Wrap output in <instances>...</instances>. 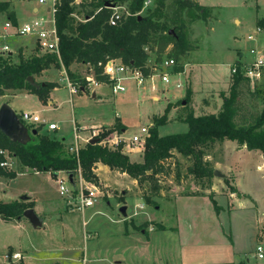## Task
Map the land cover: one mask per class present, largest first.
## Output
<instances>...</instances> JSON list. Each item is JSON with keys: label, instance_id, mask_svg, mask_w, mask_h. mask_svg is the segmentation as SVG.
Wrapping results in <instances>:
<instances>
[{"label": "rangeland", "instance_id": "374dc122", "mask_svg": "<svg viewBox=\"0 0 264 264\" xmlns=\"http://www.w3.org/2000/svg\"><path fill=\"white\" fill-rule=\"evenodd\" d=\"M8 1H11L14 7L19 24L40 16L52 20V13L47 12V8L51 5L49 0L44 4L39 3L38 0ZM169 1L165 0L166 3ZM260 1L259 13L262 17L264 0ZM79 2L81 0H76V4ZM202 2L208 7L206 19L190 21L185 12L182 17L184 27L180 28V31L187 32V40L190 44L184 60L213 65L218 62H228L236 55V52H230L228 48L232 45L233 33L239 38L243 52L246 51L247 56L252 60L258 58L256 54L249 52L251 48L259 50V39L264 37L263 32L256 31L253 23L256 15V0H246L244 6L241 5L244 3L243 0H202ZM33 6L39 7L38 14L32 11ZM156 6V0H144L138 14L147 15ZM125 10L124 3L121 5V11L126 12ZM233 16L248 23V26H244L243 32L231 23ZM154 18L160 22L166 20L164 15H156ZM4 21H6L5 16L0 14V25ZM237 30L241 33H235ZM8 32H3V36L0 37V48L7 45L9 51L13 50V55L8 57L7 52L0 50L2 58L17 62L19 48L25 56L44 53L39 50L34 37L13 34L10 30ZM249 35H252L251 39ZM148 53L154 60V52L148 50ZM70 69L83 76L91 73L82 64H73ZM176 70L175 67L170 73L173 74ZM259 74L250 77L252 89L264 81V68ZM176 77L177 75H171L170 82L163 85L158 78H153L152 82L141 86L129 77L124 80L125 89L118 92H112L109 84H100L96 86V90L101 93V98L97 99L92 97V91L88 89L85 91L78 89L71 94L66 85L68 79L66 69L63 66L60 68L50 66L42 72V75L35 77L37 80H54L58 83L49 91L46 101H43L37 93L17 90L14 93L10 91L0 93V104L9 103L16 108L17 114H21L22 110L37 113L40 116L39 121H25V124L30 128L37 126L40 132L48 135H63L66 139L74 140L76 128L82 144H85L83 137L89 135L92 124L97 125V133L106 130L115 121L125 126V128L112 129L105 135L107 137H111L113 132L120 134L124 129L123 134L131 137L133 134L141 133L142 125L148 127L146 133L148 135L149 126L156 117L164 113L166 106L169 107L168 110L172 109L170 107L174 104L178 106L179 97L170 95L171 92L167 93L166 88L163 87L167 86L170 91L174 89L182 91L183 86L174 85ZM154 83L156 87L151 88ZM210 95H212L211 99L216 101V95L210 92L207 97L210 98ZM243 99L250 105L262 109L263 99L254 98L249 91H245ZM179 109L180 107L176 108L177 113L180 112ZM174 111L175 109L171 113H175ZM49 121L57 123L58 127L47 128ZM158 126L160 134L179 132L184 128L180 120L167 121ZM127 145L130 147L124 146L123 150L130 151V159L141 160L140 147L142 150L144 141L127 143ZM214 147L209 160L211 165L215 161L226 168V161H232V170L227 169L225 176L212 174L208 178L188 173L187 166L191 161L172 149V156L164 159L168 173L156 174L164 188L153 197L155 202L148 203L145 198L140 197L141 195L145 197L150 191V183L147 180L135 184L128 173L109 170L102 165L98 171L103 182L97 175L100 182L96 184L101 190L97 201L83 210L67 211L66 204L59 194L57 176H53L49 171H35L32 167L21 165L7 148L0 146L4 151L3 158L7 161L4 167L16 172L13 178L0 175V200L19 199L20 195L27 194L30 198L24 199L25 203L31 204L37 213H43L44 216L43 225L38 227L32 226L25 216L22 220H4L0 217V264H20L18 262L20 260L26 264H113L115 259H120L126 264H216L220 260L264 264V257L259 258L256 255L255 246L257 243L264 245V219L257 221V207L250 196L235 199L230 215L224 210L220 221L216 216L209 215L208 208L204 205L205 201L195 202L194 197L184 196L181 203L188 206L182 210L178 221L176 220L175 211L178 208L176 203L179 202L174 204V201H170V188L175 183H181L182 180L184 187L180 189V194L183 191L205 189L204 186L217 182L215 189L218 190V194L230 197L232 182L233 186H236L237 178L239 188L256 197L259 209L264 210L263 160L252 152L232 149V145L231 153L227 154L214 150ZM176 170H179L180 175L178 181L175 180ZM60 175L63 174L59 173ZM103 183H106L105 186H102ZM199 183L202 186L198 185ZM228 197H219L222 205H229ZM123 204L127 208V217H124L119 210ZM199 205L200 208L194 207ZM201 206L204 209L202 212ZM155 220L169 225L178 224L180 233L176 234L171 229L159 230L148 239L153 227L154 229L167 227ZM126 227L132 232L126 234L128 233ZM231 238L235 243L231 242ZM233 244L237 249L245 252L234 253ZM14 250L22 251L23 258L14 260L13 256L9 257L8 255Z\"/></svg>", "mask_w": 264, "mask_h": 264}, {"label": "trees", "instance_id": "16d2710c", "mask_svg": "<svg viewBox=\"0 0 264 264\" xmlns=\"http://www.w3.org/2000/svg\"><path fill=\"white\" fill-rule=\"evenodd\" d=\"M156 2L157 6L151 13L141 16L138 13L144 0H81L78 4L74 0H60L54 12V23L59 37L58 54L39 53L25 56L19 48L17 62L4 59L0 54V93L3 94L8 89H25L37 93L46 101L49 91L58 83L54 80H37L35 77L42 75L50 66L57 68L63 66L71 83L78 84L79 91H85L86 89H81L86 82L85 77L70 69L73 64L89 66L98 81L106 82L109 80L108 76L102 74V71L104 63L109 59H118L129 67L140 68L144 75L149 72L146 66L148 50L154 52L156 61H160L163 56L173 57L179 61L181 55L190 48L187 32L180 31V28L184 27L182 20L184 12L190 21L204 20L208 16V7L196 0ZM124 3L126 4L124 16L116 25H110L108 18L111 9L106 5ZM0 14L11 24L17 25L15 12L9 1L0 0ZM156 15H164L166 20L160 22L154 18ZM170 29L173 33H170ZM234 65L237 66V71L232 75L227 93L222 92V103L216 112L194 114L193 109L189 107V89L186 90L184 97L178 100V103L185 100L183 121L188 124L187 130L159 134L158 125L167 119L169 107H165L164 113L156 117L149 126L141 161L130 159L122 150L123 141L115 147L99 142L112 129L125 128L119 121L99 132L97 134L99 140L96 142L86 141L79 147L78 154L68 150L64 137L40 132L37 126L36 133L25 143L11 141L0 131V146L7 148L21 165L38 171H49L52 174L58 170L72 171L76 174L80 168L82 177L95 183H98V179L94 167L97 161H101L110 168L128 173L138 183L147 180L150 183V191L144 198L148 203L155 202L153 197L164 188L156 174L168 173L164 159L172 156V149L191 161L187 166L188 173L208 178L213 174L214 167L203 159V147L216 139L228 138L235 140L238 147L260 150L264 159V81L252 89L250 77L240 73L243 64ZM175 67L178 71L181 69V65L177 64ZM28 76L34 78V84L29 82ZM246 90L254 98L263 99L262 109L244 101L243 95ZM2 158L0 154V160ZM178 171L175 172L176 181L180 180ZM15 174V170L0 165V175L13 178ZM231 191L239 194L236 186L231 185ZM25 202L20 198L0 200V217L4 220L18 218L26 207L31 206ZM235 264L244 263L239 261Z\"/></svg>", "mask_w": 264, "mask_h": 264}, {"label": "crops", "instance_id": "0c3cea01", "mask_svg": "<svg viewBox=\"0 0 264 264\" xmlns=\"http://www.w3.org/2000/svg\"><path fill=\"white\" fill-rule=\"evenodd\" d=\"M196 1L198 3H200V4H203L202 0H196ZM9 2H10V7L14 10V7H13L11 1H9ZM243 2L244 3L241 4L242 6H244L246 4V0H243ZM260 2H261L260 0H256V3H255L256 15H255V18H254V22L253 23L255 24V27L257 29L256 31H258V33H262V32L264 33V16L260 17V13H259V11H261L260 10V7H261V3ZM32 11L34 13L38 14L39 7L38 6H33L32 7ZM14 12H15V10H14ZM15 16H16V19H17V24H19L18 23V18H17L16 12H15ZM33 19H35V18H33ZM5 20H7V19L5 18ZM231 23H233L234 25L238 26V29L240 31H242V32H243V30H245L244 26H248V23L244 19H239L238 17H235V16L232 17ZM239 30H237L235 33H241ZM1 36H3V29L1 28V25H0V37ZM28 37L31 38L33 36H28ZM232 37H233L232 45L229 46L228 48L230 49V52L231 51L232 52H236V55H235V57L230 58V60H228V62L226 61V63L225 62H222V63L218 62V63H214V65H213V64H210V63H202V62H196V61H191V60L185 61L184 59L186 58V54L184 53L183 55H181L179 61H177L178 65H181V69H179V71L176 70V72H174L172 75H177V77H176L177 79L175 80V82L177 81V82L180 83L179 85H177L175 83L174 84L175 87H182L183 86V89H182V91L181 90H178V89H174L173 91H170L169 88H167V86H163V87L166 88L165 91L167 93H170L171 92L170 95H173V94H174V96L177 95V97H179V99H181V98L184 97V95L186 93V90L189 89L190 90L189 107L193 109L194 114H202V113H207V112H216L219 109V107H220V105L222 103V91H225L223 93L226 94L227 93V90L229 88V85L231 83L232 75L230 74V69H231L232 65H234L236 63H242L243 65H246L248 63L255 62L259 57H264V53H262V52H264V37H262L261 39H259V44L260 45H259V50H257L258 53L256 54L258 58H256L255 60H252L251 57L247 56L246 51H245V53L243 52L244 50H242V48H241L242 44L240 43L239 38L236 35H234V33L232 34ZM235 37H237V39ZM248 37H249V39H251L252 38V35H249ZM251 49H253V48H251ZM249 52H250V50H249ZM8 54L9 55H13V50L12 51H8ZM156 62H158V61H156L155 59L152 60V58L150 56L148 57V59L146 61V65L149 66L150 69H151L150 70L148 68V70L150 71L149 74L153 73V70H152L151 66L154 63H156ZM75 65H78V64H75ZM83 66L86 67L89 70V66H87V65H83ZM153 78L154 79L155 78H158V81L162 85L163 84H167L166 82L161 81L159 79V77H157L155 75H154ZM153 78L149 77V75H148L145 84L148 83V82H150V81L152 82ZM100 84H107V83H98V84L92 86L91 89H89V90L92 91L91 92L92 93V97H95L97 99L98 98L99 99L101 98V93L96 90V86H98ZM66 85L68 86L67 81H66ZM151 86L152 85H150V87ZM155 86H156V84H155ZM18 90H25V89H18ZM5 91H10V92H13L14 93L17 90H9L8 89V90H5ZM25 91H27V90H25ZM210 92L211 93H214L216 95V97H215L216 98V101H213L211 99L212 95H210V98L207 97V95ZM71 94H73V93H71ZM184 101L185 100H182V103H178L177 102L178 103V106H177V104L172 105L170 108H172L173 110L175 109V111H174L175 113H171L173 110L172 109H169L170 111L168 110L169 114L167 113V119H166V122L167 121L180 120V122L184 125V128L182 130H179V132L185 131L188 128V124L185 121H183V116H184V106H183V104H184ZM178 107H180V109H179L180 112L177 113L176 108H178ZM12 108L16 111V108H14V107H12ZM109 123L111 124L112 122H109ZM142 126H145V125H142ZM31 127H35V126H31ZM91 127L92 128L93 127H97V125L96 124H92ZM145 127H147V126H145ZM79 128H80V126H79ZM147 129H148V127H147ZM74 130H75V132H77L76 128ZM91 130H90L89 135L83 137V139H84L83 141L84 142L88 141V140H86V138L89 139V136L91 135ZM124 130H122L120 132V134H117L116 132H113L111 134V137H113V136L115 137L117 135L118 137H120L122 139V141H123L122 150H123V147L124 146L130 147L129 145H127V143H129L130 137H126L123 134ZM158 132H159V130H158ZM173 132H177V131H173ZM168 133H171V132H168ZM159 134H160V132H159ZM141 135H142V137L144 136V134H141ZM54 136H56V135H54ZM56 137H64V143L66 144V146L71 145L73 142H78L80 146H83L84 145V144H82V142L79 141V138H76V136L74 137V140H72V139H66V137L63 136V135L62 136H56ZM231 145H232V149H237L239 151L240 150H242V151H245L246 150L248 152H252V153L256 154L260 159L263 160L262 161V166L264 167V159L262 157V154H261L260 150L246 149L245 147H238V144L236 143L235 140L228 139V138L216 139L215 141L209 143L207 146L203 147V149H204L203 159L205 161H207V162H209V160H211V155H212L211 154V151H212V148L214 146H215L214 147V150L217 149L221 153H226V154L227 153H231V150H232L231 149ZM140 151H141V154H142L143 149L141 150V147H140ZM124 152H126V151H124ZM126 153L129 155L130 151L129 152H126ZM141 160H137V161H141ZM225 164L227 166L226 168H224L222 165H220L219 163H217V162L214 161V163L212 164V166L214 168H217L220 171L223 170V172L222 171L221 172L223 173V176H225V174H227L226 173V170L227 169L228 170H232V161H228L227 160ZM102 165H104V167L107 168V169H109V170L118 171L116 169L110 168L107 164H105V163H103L101 161H97L96 162V166L94 167V172L99 176L98 179L101 180V182H103V178L99 174V171L98 170L100 169V167ZM35 171H37V170H35ZM78 171L79 172H77L76 174H74V176L76 178H78V176L81 175L80 168H79ZM59 173H61V174L64 175V174H66V171L65 170H58L57 171V174H59ZM122 173H126V172H122ZM213 175L214 176H217L214 173H213ZM236 175H237V173H236ZM218 176H221V175H218ZM132 180L135 181V184H136V182L138 183V181L135 178H133ZM207 181L209 183V179ZM216 183L217 182H211L210 185L204 186V187H206L205 189H194L192 191L190 190V192H188V191L187 192H184L183 191V193H181V194L179 192H180V189L182 187H184V185H183L184 184V181L182 180L181 183H175L170 188V191H171V195H170L171 200L170 201H174V204L177 201L179 202V203H176V207H178V208L177 209L175 208L176 209V211H175L176 220L178 221V219L181 216L182 210H185L186 206H188V205H183L181 203V200H183V197L184 196L185 197H194L195 202L196 201H199L200 203H203L205 201L206 203L204 205L206 206V208H208L209 215L216 216L218 218V220L220 221L221 220V216H222V212H224V210H225L230 215L233 201L235 199L242 198L243 196H246V195L250 196L252 198V200H254V202H255V205H256L257 211H258L257 217H256L257 218V221L259 222L262 219H264V210L262 211V210L259 209L258 199L256 197H253L250 193H247V192L242 191L239 188V185L237 183V178H236V187L241 192H239V194H236L235 192L230 191V194H229L230 197H228L226 195L218 194V190L216 191V189H215ZM104 184H106V183H103L102 186H105ZM198 185L202 186L201 183H199ZM232 185H233V182H232ZM212 190L214 191V193H212L213 192ZM211 193H212V195H211ZM140 197H142L144 199V197L142 195ZM219 197H224V198L225 197H228L227 204H229V205H222L221 202L219 201ZM28 198H30V197L28 196ZM28 198H26V199H28ZM22 200H24V199H22ZM194 207L195 208H200V205L199 206H194ZM66 208H67V206H66ZM65 210L69 211L68 208L65 209ZM200 211L201 212L204 211L203 207L200 209ZM126 212H127V210H126ZM38 214L42 217V224L40 225V226H42L43 225V222H44V216H43V213H38ZM127 216H128V213L124 217H127ZM23 217L24 216H21L20 218H16L14 220H22ZM156 221L157 220H155V222ZM157 222H160L162 224H165L167 227L166 228L163 227V229H158V228L157 229H154V227H153V229H151L152 231H150L149 234H148V239L152 238L153 233L155 231H159V230L162 231V230H170L171 229L176 234H179L180 233V227H179L178 224H176V225H174V224L169 225V224H166V223H164V222H162L160 220H158ZM34 227H38V226H34ZM126 229H127L126 231H128V233H126V234H129V233L132 232V230H130L129 228L126 227ZM121 233H124V231H121ZM231 242L232 243H235L233 241V238H231ZM232 248H233V252L234 253L237 252V251H239V252H245L244 250L237 249V247L235 246V244H233V247ZM14 252H19V254H20L18 257H15L14 260H18L19 258H23L24 254H23L22 251H20V250H14V251L11 252V254L14 253ZM8 256L10 257L11 255H8ZM115 260H113V261H115ZM18 262H20V264H26L22 260H20ZM121 262H122V260H121ZM224 262H229V264H235V263H237V262H234L232 260H220V261H217L216 264H222Z\"/></svg>", "mask_w": 264, "mask_h": 264}, {"label": "built area", "instance_id": "2783aa9c", "mask_svg": "<svg viewBox=\"0 0 264 264\" xmlns=\"http://www.w3.org/2000/svg\"><path fill=\"white\" fill-rule=\"evenodd\" d=\"M49 1L51 2V5L47 8V12L52 13V20H48L45 17L41 16L17 25H13L9 20H6L1 25L3 32L6 33L8 32V30H10L13 32V34H17L20 36H33L40 51L44 53L58 54L59 37L54 23V12L55 7L60 2V0ZM38 2L44 4L46 3V0H38ZM74 2L76 3V0H74ZM106 7L111 9V14L108 18V23L110 25H116L122 19L125 12L121 11V5H106ZM0 50L1 52H8L9 48L7 45H3ZM250 53L257 54L258 52L255 49H250ZM177 64V61L173 57L163 56L160 61L154 63L151 66L153 73L149 74V71L147 75H144L140 68L129 67L128 65L121 63L118 59H109L104 63L102 71V74L107 75L109 80L106 82L98 81L95 78L91 68L89 67L91 73L89 75H84L86 82L83 88L85 87L84 89L89 90L92 88V86L98 83H107L111 86L112 92H118L125 89L124 80L126 78L132 77L135 80L136 84L141 86L146 82L148 75L151 78L156 75L161 81L167 83L171 80L172 74L170 73V70H173ZM147 67L150 69L149 66ZM263 68L264 57H259L253 63L242 65L240 67V73L245 76L248 75L249 77L258 76L260 75V70H263ZM236 71L237 66L232 65L230 69V74L233 75L234 73H236ZM175 83L177 85L180 84L177 81ZM67 84L70 93L76 92L79 89V85L71 83L69 79H67ZM155 87V85L152 86V88ZM19 117L24 123L25 121L35 122L40 120V116L37 113L24 110L21 111ZM57 127L58 125L53 121H49L47 123V128L49 129H55ZM97 131V127H93L89 138L94 136L97 137V134L99 133H97ZM147 131V127L142 126L141 133L132 135L129 139V143L131 144L141 142L142 140L144 141ZM141 134H144V136L142 137ZM75 136L76 138H78L79 134L75 132ZM86 140H88V138H86ZM120 141H122V139L117 135L115 137H107L104 135L99 140L101 144L111 147H115ZM79 147L80 145L78 142H73L71 145L68 146V150L74 152L75 154H78ZM0 154H2L4 157V151L2 149H0ZM5 164H7V161L2 158L0 160V165L4 166ZM56 176L58 177L59 194L61 198H63L69 210H83L84 208L93 205L101 194V190L95 182L88 181L84 179L81 175H79L78 178L74 176V184L69 182L66 174L60 176L59 174H57ZM255 246L256 255L259 258L264 257V245L261 243H257ZM19 255V252H14L11 254V256H13L14 258L18 257ZM117 264L126 263L122 261Z\"/></svg>", "mask_w": 264, "mask_h": 264}, {"label": "water", "instance_id": "95a60500", "mask_svg": "<svg viewBox=\"0 0 264 264\" xmlns=\"http://www.w3.org/2000/svg\"><path fill=\"white\" fill-rule=\"evenodd\" d=\"M107 6H114V4H107ZM170 33H173V30H169ZM28 80L30 83H35L34 78L32 76H28ZM81 89H84L81 87ZM0 131L3 132L11 141H16L20 143H25L32 138V135L36 133V128H29L18 116L17 112L12 108V106L7 102H2L0 104ZM99 140L98 137H90L88 139L89 142H96ZM213 173L216 175L223 176V173L217 168L213 169ZM68 180L70 183L74 184V173L72 171H66ZM53 176L57 175V171H55ZM20 199L28 198L27 194H22L19 196ZM120 212L126 216V205L123 204L119 208ZM25 216L33 226H40L42 224V217L36 213L33 207H26L22 214L18 216ZM121 262L120 259H116L113 264H117ZM12 264V263H7Z\"/></svg>", "mask_w": 264, "mask_h": 264}]
</instances>
